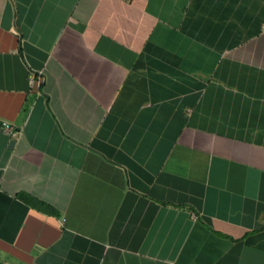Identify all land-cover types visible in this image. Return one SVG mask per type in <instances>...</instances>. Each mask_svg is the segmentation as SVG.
<instances>
[{"label": "crops", "instance_id": "crops-1", "mask_svg": "<svg viewBox=\"0 0 264 264\" xmlns=\"http://www.w3.org/2000/svg\"><path fill=\"white\" fill-rule=\"evenodd\" d=\"M0 264H264V0H0Z\"/></svg>", "mask_w": 264, "mask_h": 264}, {"label": "built area", "instance_id": "built-area-1", "mask_svg": "<svg viewBox=\"0 0 264 264\" xmlns=\"http://www.w3.org/2000/svg\"><path fill=\"white\" fill-rule=\"evenodd\" d=\"M3 127L8 134H11L13 136L17 134V132L15 131V127L12 124L3 122Z\"/></svg>", "mask_w": 264, "mask_h": 264}, {"label": "trees", "instance_id": "trees-1", "mask_svg": "<svg viewBox=\"0 0 264 264\" xmlns=\"http://www.w3.org/2000/svg\"><path fill=\"white\" fill-rule=\"evenodd\" d=\"M20 198L22 199V200H24L26 203H28V204H30V205H35V206H37V204L39 203L37 200H35V199H32V198H30V197H27V196H23V195H20ZM36 202V203H35Z\"/></svg>", "mask_w": 264, "mask_h": 264}, {"label": "water", "instance_id": "water-1", "mask_svg": "<svg viewBox=\"0 0 264 264\" xmlns=\"http://www.w3.org/2000/svg\"><path fill=\"white\" fill-rule=\"evenodd\" d=\"M14 141L11 142V145L13 144Z\"/></svg>", "mask_w": 264, "mask_h": 264}]
</instances>
